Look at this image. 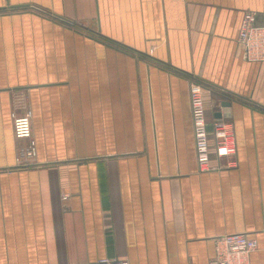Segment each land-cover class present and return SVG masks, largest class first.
<instances>
[{"label":"crops","instance_id":"obj_1","mask_svg":"<svg viewBox=\"0 0 264 264\" xmlns=\"http://www.w3.org/2000/svg\"><path fill=\"white\" fill-rule=\"evenodd\" d=\"M245 10L264 24V0H0V264H210L235 232L264 264V62L243 57ZM191 80L209 132L229 104L233 167L197 170ZM24 109L36 154L19 166Z\"/></svg>","mask_w":264,"mask_h":264},{"label":"built area","instance_id":"obj_2","mask_svg":"<svg viewBox=\"0 0 264 264\" xmlns=\"http://www.w3.org/2000/svg\"><path fill=\"white\" fill-rule=\"evenodd\" d=\"M237 40L242 45L243 57L247 61L264 62V24L256 22V13L245 10L239 22ZM203 85L191 80L188 85L189 107L194 139V153L199 172L222 171L235 166V140L233 126L222 115L211 122L207 128ZM31 112L11 113L12 132L17 139L26 140L19 146L16 164L24 166L35 157V142L31 136ZM222 160L224 162L222 163ZM66 199V195L62 196ZM264 239V230H262ZM257 249L255 238L245 233H227L214 238V255L210 264H250V253ZM69 264H129L123 258L100 257L91 262Z\"/></svg>","mask_w":264,"mask_h":264},{"label":"water","instance_id":"obj_3","mask_svg":"<svg viewBox=\"0 0 264 264\" xmlns=\"http://www.w3.org/2000/svg\"><path fill=\"white\" fill-rule=\"evenodd\" d=\"M26 6V5H25ZM18 8V7H24V4H21V5H7L4 8ZM222 106L226 107L224 108L222 114H220L219 112L217 113L218 116L222 115L223 117H228L229 114H227V109H228V106L229 104L226 102V103H221Z\"/></svg>","mask_w":264,"mask_h":264},{"label":"rangeland","instance_id":"obj_4","mask_svg":"<svg viewBox=\"0 0 264 264\" xmlns=\"http://www.w3.org/2000/svg\"><path fill=\"white\" fill-rule=\"evenodd\" d=\"M41 14H43V13H41ZM24 110H25V109H24ZM24 110H23V111H24Z\"/></svg>","mask_w":264,"mask_h":264}]
</instances>
